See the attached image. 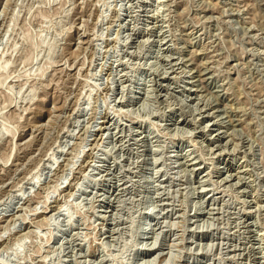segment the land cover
Here are the masks:
<instances>
[{
	"label": "rangeland",
	"instance_id": "obj_1",
	"mask_svg": "<svg viewBox=\"0 0 264 264\" xmlns=\"http://www.w3.org/2000/svg\"><path fill=\"white\" fill-rule=\"evenodd\" d=\"M0 264H264V0H0Z\"/></svg>",
	"mask_w": 264,
	"mask_h": 264
},
{
	"label": "bare ground",
	"instance_id": "obj_2",
	"mask_svg": "<svg viewBox=\"0 0 264 264\" xmlns=\"http://www.w3.org/2000/svg\"><path fill=\"white\" fill-rule=\"evenodd\" d=\"M143 98V97H142ZM134 99V98H133ZM131 101V100H130ZM132 103V102H131ZM148 197V196H147ZM149 198V197H148ZM147 202V201H146Z\"/></svg>",
	"mask_w": 264,
	"mask_h": 264
}]
</instances>
